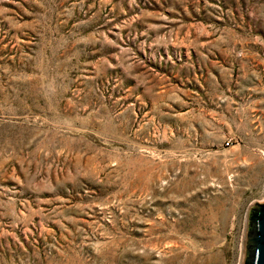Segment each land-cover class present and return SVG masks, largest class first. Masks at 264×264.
Here are the masks:
<instances>
[{
  "label": "rangeland",
  "instance_id": "374dc122",
  "mask_svg": "<svg viewBox=\"0 0 264 264\" xmlns=\"http://www.w3.org/2000/svg\"><path fill=\"white\" fill-rule=\"evenodd\" d=\"M264 203V0H0V264H241Z\"/></svg>",
  "mask_w": 264,
  "mask_h": 264
},
{
  "label": "water",
  "instance_id": "95a60500",
  "mask_svg": "<svg viewBox=\"0 0 264 264\" xmlns=\"http://www.w3.org/2000/svg\"><path fill=\"white\" fill-rule=\"evenodd\" d=\"M241 264H264V203L258 201L247 212Z\"/></svg>",
  "mask_w": 264,
  "mask_h": 264
}]
</instances>
